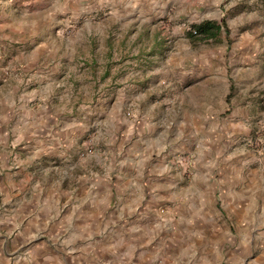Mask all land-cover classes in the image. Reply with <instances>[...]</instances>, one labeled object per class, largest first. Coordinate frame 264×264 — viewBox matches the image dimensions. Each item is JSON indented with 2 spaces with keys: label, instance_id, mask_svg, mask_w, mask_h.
I'll return each instance as SVG.
<instances>
[{
  "label": "rangeland",
  "instance_id": "1",
  "mask_svg": "<svg viewBox=\"0 0 264 264\" xmlns=\"http://www.w3.org/2000/svg\"><path fill=\"white\" fill-rule=\"evenodd\" d=\"M203 20L219 23L217 40L190 31ZM148 21L157 28L149 30ZM138 55L144 68L155 65L157 84L150 102L143 96L123 105L115 91L131 77L121 63L131 68ZM141 83L144 94L148 77ZM179 94L184 100L174 105ZM157 131L162 141L148 157ZM263 148L264 0H0V264L39 259L34 238L20 221L10 223L16 199L25 206L47 198L61 214L89 182L119 197L121 160L133 149L144 168L164 166L177 149L174 156L217 167V176L238 164L228 156L233 149L255 153L248 156L255 166ZM186 186L175 191L189 192ZM206 197L207 215L227 209ZM205 238L206 252L203 240L187 245L185 238L174 258L163 262L160 254L149 264H264V240L253 237L241 252L242 237L229 231Z\"/></svg>",
  "mask_w": 264,
  "mask_h": 264
},
{
  "label": "crops",
  "instance_id": "2",
  "mask_svg": "<svg viewBox=\"0 0 264 264\" xmlns=\"http://www.w3.org/2000/svg\"><path fill=\"white\" fill-rule=\"evenodd\" d=\"M157 23L150 22L149 30L157 28ZM151 35L154 36L152 33ZM155 43L153 38L151 43L147 42V50ZM98 48L95 45L94 51H98ZM143 52L142 47L137 49L135 55H143ZM98 56L91 54L90 60L97 62ZM151 58L149 61L153 62ZM133 61L135 63L131 64V68L126 65L127 61L120 65L122 69L127 68L124 73L131 77L115 91L114 98L123 105L133 103V99L143 96L150 102L158 80L159 72L153 71L155 65L144 68L139 63L142 61L140 55ZM144 76L148 77L149 83L147 92L142 94L140 85ZM183 100V96L179 94L173 97L172 103L175 105L177 101L180 104ZM156 104L159 105L160 102ZM159 117L164 119L162 113L158 114L157 118ZM168 123L171 124V121ZM156 135L158 136H153L154 142L147 145L148 157L152 156L154 145L157 146L162 141L161 132L157 131ZM141 137L136 136L137 142L133 141L132 146L137 145ZM177 137L181 144L188 145L190 139ZM144 141L149 144L147 138ZM209 144L213 146L212 143ZM133 150V153L123 152L124 160L121 161L124 164H121L123 166L119 172L122 194L119 197L104 196L102 192L107 188L105 185L99 187L100 184L95 186L89 182L86 194L76 196L71 200L70 209L61 214L55 212L56 207L50 208V199L39 198L33 204L26 202L27 207L23 206L22 200L16 199V208H13L12 218L9 220L12 224L20 221L21 229L30 238H34L33 249L39 250L37 264H149L160 254L165 262L180 251L178 248L185 238L187 245L191 238L203 240L204 250L208 234L219 238L224 231H229L233 237H242V242L238 243L240 251L253 244V237L264 240V148L255 166L248 160V156L251 160L255 153L233 149L228 156L236 158L238 164L228 163L229 165L222 166L217 176L212 174V168L217 167H195L186 164V157L174 156L180 152L177 149L168 153V156H173L164 166L151 163L152 166L145 168L142 167L144 156L141 150ZM169 162L180 164L172 166ZM164 173H167L166 177ZM197 173L200 175L195 177ZM185 184L188 185L186 189L191 188L189 192L182 194L175 191ZM206 195H210L211 200L221 199L227 208L223 210L224 213H215L214 217L210 213L207 215ZM169 196L171 199H168ZM196 211L201 214L195 216Z\"/></svg>",
  "mask_w": 264,
  "mask_h": 264
},
{
  "label": "trees",
  "instance_id": "3",
  "mask_svg": "<svg viewBox=\"0 0 264 264\" xmlns=\"http://www.w3.org/2000/svg\"><path fill=\"white\" fill-rule=\"evenodd\" d=\"M196 33L199 34L201 38L205 39H216L217 34L220 31V25L213 20H203L197 24H194ZM191 33V32H190Z\"/></svg>",
  "mask_w": 264,
  "mask_h": 264
},
{
  "label": "built area",
  "instance_id": "4",
  "mask_svg": "<svg viewBox=\"0 0 264 264\" xmlns=\"http://www.w3.org/2000/svg\"><path fill=\"white\" fill-rule=\"evenodd\" d=\"M189 29H190V31H192L193 33L196 32L195 29H193V28H189Z\"/></svg>",
  "mask_w": 264,
  "mask_h": 264
}]
</instances>
